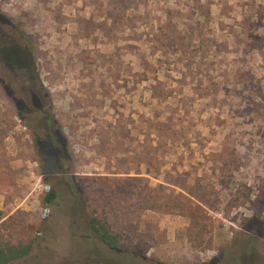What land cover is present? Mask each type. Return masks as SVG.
Instances as JSON below:
<instances>
[{
    "label": "rangeland",
    "instance_id": "obj_1",
    "mask_svg": "<svg viewBox=\"0 0 264 264\" xmlns=\"http://www.w3.org/2000/svg\"><path fill=\"white\" fill-rule=\"evenodd\" d=\"M0 33L37 77L0 59L11 264H264V0H0Z\"/></svg>",
    "mask_w": 264,
    "mask_h": 264
},
{
    "label": "trees",
    "instance_id": "obj_2",
    "mask_svg": "<svg viewBox=\"0 0 264 264\" xmlns=\"http://www.w3.org/2000/svg\"><path fill=\"white\" fill-rule=\"evenodd\" d=\"M2 60L3 64L10 62L11 55L9 48H3ZM55 197L53 191H47L45 194V202L50 203ZM1 214V211H0ZM89 227L95 234V238L111 250H119L122 246L121 238L117 233H114L108 222L97 215L89 218ZM32 249L31 243H9L0 238V264H11L13 262H21L23 258Z\"/></svg>",
    "mask_w": 264,
    "mask_h": 264
},
{
    "label": "flooded vegetation",
    "instance_id": "obj_3",
    "mask_svg": "<svg viewBox=\"0 0 264 264\" xmlns=\"http://www.w3.org/2000/svg\"><path fill=\"white\" fill-rule=\"evenodd\" d=\"M3 36H4L3 33H0V38H2ZM7 48H9V50H10L9 54L11 55V57H10L11 61L6 63V65L4 64L5 69L7 70V72H9L11 74V76L13 78L15 76L16 82L18 81L22 86L26 85L25 87H27L28 94H29L33 104H37L35 102L37 99V96L35 93L36 86L34 84V82H36L37 77L34 74V70L31 67L29 60L27 59V57L25 56V54L23 52H21V51H20V53L18 52V46L14 47L11 45V46H6V49ZM13 56L14 57L16 56V58H17L16 61L13 60ZM17 68H23L26 70V73L24 74L25 77L22 76V74L18 71ZM2 79H3L2 82L5 83L4 87L6 88L7 92L11 95L12 98L18 99L14 95V93L12 92L11 87H10L13 82H11V81L9 82L5 78H2ZM27 83H30V84L27 86ZM38 110H42L41 105L38 106ZM37 143L39 144V142H37Z\"/></svg>",
    "mask_w": 264,
    "mask_h": 264
}]
</instances>
